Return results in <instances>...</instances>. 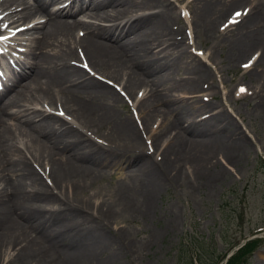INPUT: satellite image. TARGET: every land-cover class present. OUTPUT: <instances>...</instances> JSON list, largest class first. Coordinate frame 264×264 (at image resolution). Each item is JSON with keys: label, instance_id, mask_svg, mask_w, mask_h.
Returning a JSON list of instances; mask_svg holds the SVG:
<instances>
[{"label": "bare ground", "instance_id": "1", "mask_svg": "<svg viewBox=\"0 0 264 264\" xmlns=\"http://www.w3.org/2000/svg\"><path fill=\"white\" fill-rule=\"evenodd\" d=\"M245 2L195 0L191 13L181 11L182 19L174 0H0L15 28L37 17L21 34L29 41L26 58L18 59L21 71L0 92V252L6 248L0 264L115 262L134 245L109 233L113 211L73 205L96 173L131 167L136 183L121 189V206L135 214L131 206L141 193L145 216L161 189L179 181L193 189L214 186L221 177L218 164L233 165L247 153L230 116L198 99L206 64L187 62L193 36L187 42L183 28L212 42V49L225 43L229 66L238 56L253 57L255 49L264 65L262 2L241 16L236 33L223 40L224 31L216 34ZM58 4L63 6L52 8ZM105 20L111 25L100 26ZM78 55L87 69L72 65ZM246 72L259 83L256 108L264 111V69ZM94 75L135 98L129 110L138 123L119 111V94ZM166 84L178 96L160 89ZM38 167L47 170L50 184Z\"/></svg>", "mask_w": 264, "mask_h": 264}, {"label": "rangeland", "instance_id": "2", "mask_svg": "<svg viewBox=\"0 0 264 264\" xmlns=\"http://www.w3.org/2000/svg\"><path fill=\"white\" fill-rule=\"evenodd\" d=\"M185 2L184 0L177 3L175 8L177 16ZM255 2H262L264 12V0H246L245 4L240 5V9L230 10L233 11L232 13L240 11L241 14H245ZM193 6L194 2L189 4L190 13ZM82 15L80 18L83 20L95 21ZM225 21L220 24V29L216 33L218 36L224 31L221 26L222 28L226 26ZM99 23L111 25L106 21ZM187 27L183 24L187 39L193 36V49L189 48L191 58L187 62L191 65L205 63L208 74L206 81L200 84L203 90L198 94V99L203 103L216 105L215 112L224 111L230 116L247 144V153L233 165L219 163L218 167L222 169L221 177L214 186L210 187L201 183L198 189H193L179 181L169 188L165 187V190L161 189L154 200L153 207L145 216H141L142 211H140L144 208L141 193L134 199V205L131 206L138 210L135 214H130L128 207L121 206V189L127 187V184L136 183L134 175L129 172L131 167H120L124 170L111 168L96 173L95 178H91L85 190L75 195L76 202L73 205L84 208L88 205H96V210L91 211L93 213L97 210L103 213L112 210L115 219L111 224L109 223V233L112 236L117 235L121 244L133 243L134 245V250L128 251L127 255L119 257L115 262L106 261L105 264H189L190 260L194 261L199 253L206 258L208 264H215L216 260L218 261L223 255L229 256L232 253L229 246L243 238H251L250 235L264 227V169L260 164V161L264 162V111L256 108L258 102L254 91L259 83L255 79L251 80L249 73H243L246 68L241 70L242 66L250 65L247 70L255 72L264 69V65L257 62L260 52L257 49L253 50L256 56L251 61L246 55L238 56L239 59L235 58L236 60L234 59L235 61H232V65L229 66L231 61L229 58L227 60L228 52L224 47L225 43L212 49V42L206 41L199 34L195 36ZM231 29L233 30L228 32ZM82 33V31H76L79 36ZM234 33H236L234 27L227 28L220 40ZM21 56L25 58L24 53ZM248 61L250 64L246 65ZM240 63L242 65H239ZM105 81L109 80L105 79ZM103 83L106 84V82ZM108 85L110 86L111 82ZM240 87L244 88L243 93L240 92ZM160 89L170 91L171 84H166ZM170 93L171 96H178V93L173 90ZM119 97H121L120 94ZM136 98L139 99V95H136ZM126 99L127 97H121L122 104L119 106V111L122 114L125 112L136 121L137 117L129 110ZM130 100L133 102L135 98L130 97ZM204 116L209 114L206 113ZM158 124L159 120L155 121L154 125ZM148 137L149 134L145 135V139ZM93 139L102 144L105 143L94 136ZM143 151L152 155L146 147ZM158 154L159 152H156L154 156L157 157V161L161 159ZM38 169L44 181L50 184V181L46 179L47 170L44 171L43 167ZM140 192L143 190L140 189ZM123 235L126 236L125 240L121 239ZM256 236H260V239L256 249L246 258L247 264H264V238H261L262 234ZM153 237L156 239L151 241ZM114 242L119 246L118 241ZM4 250L6 248L1 249L0 255L3 256ZM108 255L109 253H105V256Z\"/></svg>", "mask_w": 264, "mask_h": 264}, {"label": "trees", "instance_id": "3", "mask_svg": "<svg viewBox=\"0 0 264 264\" xmlns=\"http://www.w3.org/2000/svg\"><path fill=\"white\" fill-rule=\"evenodd\" d=\"M254 246L255 243H246L243 247L238 249L232 257L229 258L226 264H245L247 255L251 252ZM198 262L199 264H205L201 258L198 259Z\"/></svg>", "mask_w": 264, "mask_h": 264}, {"label": "snow or ice", "instance_id": "4", "mask_svg": "<svg viewBox=\"0 0 264 264\" xmlns=\"http://www.w3.org/2000/svg\"><path fill=\"white\" fill-rule=\"evenodd\" d=\"M240 15H241V13H236V16H240ZM241 91H243V89Z\"/></svg>", "mask_w": 264, "mask_h": 264}]
</instances>
